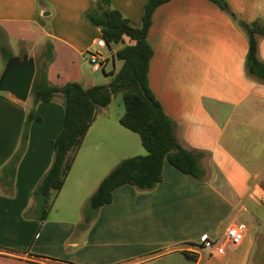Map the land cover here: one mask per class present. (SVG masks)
<instances>
[{"label":"crops","instance_id":"crops-1","mask_svg":"<svg viewBox=\"0 0 264 264\" xmlns=\"http://www.w3.org/2000/svg\"><path fill=\"white\" fill-rule=\"evenodd\" d=\"M95 1L0 0V43L8 46L7 39L17 36L33 49L45 39L33 56L35 65L45 60L48 45L54 52L69 51L76 63L102 35L85 17ZM226 1L238 19L264 21V0ZM110 2L132 25L141 24L146 0ZM256 38L264 62V36ZM147 39L153 50L150 88L176 123L179 142L204 152L205 178L196 180L165 160L156 187H116L111 202L84 224L88 197L127 145L121 129L94 125L99 108L107 105L96 110L46 219L25 216L63 127V97L57 93L36 105L40 118L30 123L13 182L0 178V264H249L261 205L248 193L256 181L264 187V78L246 70V30L211 0H168L155 8ZM3 67L0 55V73ZM46 71L52 84L71 81L56 84L49 66ZM77 82L94 85L87 73ZM31 104L30 97L23 102L0 92V175L19 145ZM230 222L247 226L234 249L224 240ZM203 235L218 240L211 254L198 247Z\"/></svg>","mask_w":264,"mask_h":264},{"label":"trees","instance_id":"trees-1","mask_svg":"<svg viewBox=\"0 0 264 264\" xmlns=\"http://www.w3.org/2000/svg\"><path fill=\"white\" fill-rule=\"evenodd\" d=\"M168 0H146L141 24L134 26L118 9L111 6L110 0H96L86 13V19L100 28L108 48L120 45L112 52V57L122 61L118 70H112L107 83L83 86L77 81H67L58 86L47 79V60L52 47L44 52L45 60L36 65L29 92L31 107L26 112L20 142L2 166L0 178L3 182H13L16 165L28 141L29 126L33 119H39L36 105L50 101L57 93L63 97V127L53 141V156L48 169L31 192L33 205L25 211V216L34 213L39 220L46 219L53 202L64 185L72 166L74 156L99 107L107 106L114 95L121 94L124 112L119 122L140 137L145 154L121 159L99 182L88 197L84 206V224L98 209L112 200L113 190L129 184L140 190H152L162 179V165L166 160L181 172L196 180L205 178V170L200 164L203 151L184 147L176 137V123L164 111L149 84V64L153 54L147 39L155 8ZM226 11L242 26L248 36L246 70L259 78H264V62L258 57L256 34L264 36V21L246 23L237 18L226 0H211ZM126 39L129 42H126ZM3 62L13 53L3 42L0 43ZM183 253L195 260L196 255Z\"/></svg>","mask_w":264,"mask_h":264},{"label":"rangeland","instance_id":"rangeland-1","mask_svg":"<svg viewBox=\"0 0 264 264\" xmlns=\"http://www.w3.org/2000/svg\"><path fill=\"white\" fill-rule=\"evenodd\" d=\"M6 42L9 46L7 47L9 49L11 48L13 53L17 56H22L24 54L38 56L41 50L45 47V39H42L39 43H37L33 49L29 46L30 41L22 40L17 36L10 37V39H7ZM115 47V45L112 47V51L115 50ZM112 51L109 48H102L103 54L109 58V61L105 70L93 71L92 65L89 62V53H87L84 58H77L78 61L74 63V61H71L69 51L57 49V52H54V49L52 48V54L51 56H48L47 60L50 79L56 84H61L67 77L71 78V81H77L79 74L87 73L94 84H103L109 81L111 77L110 72L112 70H118L122 63L121 60L117 58L114 59L112 57ZM86 58L87 61H85ZM123 112L124 104L121 94H116L106 108H99L94 125L101 127L103 124L108 123L109 126L119 128L125 132L127 145L123 152L118 155L119 158L123 159L138 154H145L146 150L141 144L138 134L120 124L119 117L123 114ZM262 182L264 184V180ZM260 205V223L259 225L256 224V227L258 226V234L249 264H264V204Z\"/></svg>","mask_w":264,"mask_h":264},{"label":"built area","instance_id":"built-area-1","mask_svg":"<svg viewBox=\"0 0 264 264\" xmlns=\"http://www.w3.org/2000/svg\"><path fill=\"white\" fill-rule=\"evenodd\" d=\"M94 44L95 47L88 51L89 62L92 65V70H105L109 58L102 52V48H108L103 35L97 38ZM248 195L258 204H264V187L258 181L251 185ZM246 232L247 226L244 222H230L227 225L224 234L226 246L232 249L236 248L243 241ZM217 242L218 240L212 241V239H210L207 235H203L198 247L209 248V254H211L214 252V250H217Z\"/></svg>","mask_w":264,"mask_h":264},{"label":"water","instance_id":"water-1","mask_svg":"<svg viewBox=\"0 0 264 264\" xmlns=\"http://www.w3.org/2000/svg\"><path fill=\"white\" fill-rule=\"evenodd\" d=\"M35 69L33 56L12 55L5 61L0 73V92H8L19 101H26L29 97Z\"/></svg>","mask_w":264,"mask_h":264}]
</instances>
